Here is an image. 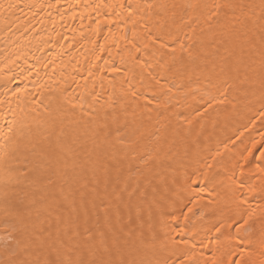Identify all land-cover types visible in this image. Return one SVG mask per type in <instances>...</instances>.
<instances>
[{"label": "bare ground", "instance_id": "obj_1", "mask_svg": "<svg viewBox=\"0 0 264 264\" xmlns=\"http://www.w3.org/2000/svg\"><path fill=\"white\" fill-rule=\"evenodd\" d=\"M0 5V264L92 259L99 229L114 261L211 264L264 216L262 0Z\"/></svg>", "mask_w": 264, "mask_h": 264}, {"label": "snow or ice", "instance_id": "obj_2", "mask_svg": "<svg viewBox=\"0 0 264 264\" xmlns=\"http://www.w3.org/2000/svg\"><path fill=\"white\" fill-rule=\"evenodd\" d=\"M262 4H264V0H262ZM0 7H2V5H0ZM151 7H156L163 11L168 9L169 5L161 3ZM172 7L175 8V5H172ZM186 7L191 11L201 8V5L189 4ZM203 7H208V5H204ZM226 7H230V5L227 3L212 5V15H219V10ZM253 147L255 148L256 146L253 145ZM258 152L261 159L257 164V168L261 173H264V144H260ZM245 162L246 158H242L236 162V167L242 169ZM257 180L259 181V188H257L255 183L249 185L240 183L239 188H246L249 193H256L259 191L264 195V177L258 176ZM240 203L247 205L248 201L241 200ZM98 209L99 214H102L105 222H109L114 216L119 214V207H114L110 203H103L98 206ZM232 221L234 224V233L230 234V241L226 245V250H221L220 257H217L215 252L212 256L208 257L211 264H264V216L257 219L255 218L254 210H245L237 213V215L232 218ZM216 231L219 232L220 229L217 228ZM98 235L102 247L99 256H96L94 252V258L89 260H78L73 262L68 259H60V249L55 244H51L48 245L50 251L46 253L42 259L33 261V264H126L123 260L114 261L105 258V254L109 252V248L105 244L106 239L110 238L114 243H119V237H117L114 232L109 236V232L104 229H99ZM91 239L92 235L89 234L88 240L91 241Z\"/></svg>", "mask_w": 264, "mask_h": 264}]
</instances>
